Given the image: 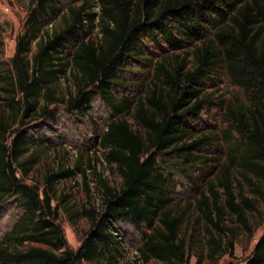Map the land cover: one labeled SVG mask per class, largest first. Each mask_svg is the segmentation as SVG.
<instances>
[{"label": "trees", "instance_id": "16d2710c", "mask_svg": "<svg viewBox=\"0 0 264 264\" xmlns=\"http://www.w3.org/2000/svg\"><path fill=\"white\" fill-rule=\"evenodd\" d=\"M58 3L59 0L34 1L25 32L17 40L12 69L2 77L6 82L4 91L9 95L8 106L17 104L16 110L27 118L37 112L43 96L50 103H63L64 99L53 97L52 86L69 69L78 88L75 97L71 94V105L85 108L90 96L86 91L92 89L119 116L111 120L101 136V147L107 164L117 168L122 184L114 190L104 183L105 211L91 217L92 229L79 249H70L59 223L60 204L53 206V201L56 184L70 179L74 172L62 168L49 172L34 186L24 183L22 179L36 163L34 156L22 159L31 141L17 130L18 135L9 143L7 135L12 124L0 113V136L4 141L0 142V197H18L24 210L3 237L0 258L6 264H84L100 258L115 259L120 241L114 222L121 221L141 231L143 244L139 253L145 261L187 264L188 247L180 235L183 219L170 207L167 179L158 157L201 144L202 141L190 145L185 142L190 135L181 116L200 109L205 102L201 83L212 80L213 72L224 70L236 78L235 84L255 93L247 110L230 108L229 114L240 131L248 135V154L242 165L264 181V0H98L101 37H92L88 30L86 24L94 19L93 14L85 13V5L71 8L67 27L45 37L43 27L51 14L60 12ZM206 25L215 27L211 37L200 35ZM159 32L173 48L190 44L193 50L175 68L159 62L156 79H162L165 90L161 95L153 92L147 101L150 106L144 99L136 106L127 100L117 101L112 87L125 84L121 73L126 71L127 59L137 60L141 55L139 43ZM82 35L85 38L81 40ZM194 39L199 45L194 46ZM34 43L37 50L29 59ZM69 43L76 45L70 57L63 55ZM190 56L193 69L187 70ZM17 95H21L20 101H16ZM48 108L43 116L51 114ZM220 186L225 188L228 208L243 220L230 185ZM211 193L212 198L204 194L200 208L221 230L214 215L221 220L225 213L213 183ZM13 240H29L31 245L27 251L11 252L3 245ZM211 244L220 246L215 237ZM252 264H264V235L256 246Z\"/></svg>", "mask_w": 264, "mask_h": 264}, {"label": "rangeland", "instance_id": "374dc122", "mask_svg": "<svg viewBox=\"0 0 264 264\" xmlns=\"http://www.w3.org/2000/svg\"><path fill=\"white\" fill-rule=\"evenodd\" d=\"M34 1L0 0V113L5 121L12 124L7 135L9 143L18 135L17 130L31 141L29 151L22 159L34 156L36 163L25 178L18 172L24 183L34 186L41 183L49 172H58L62 168L74 172L70 179L56 184L53 206L60 204L59 223L67 246L77 251L92 229L91 217L105 211L104 183L114 190L122 184L117 168L107 164L101 147V136L111 120L119 116L92 89L86 91L90 96L85 108L71 105V94L75 97L78 88L69 69L68 74L52 86L53 97L64 99L63 103H50L43 96L37 112L27 118L16 110L17 104L8 106L9 95L4 91L6 82L2 77L7 75L5 71L12 69L17 40L25 32ZM84 5L85 13L93 14L94 21L86 24L91 36L101 37L98 0H59L60 12L49 16L43 35L49 37L61 32L71 21V8L78 9ZM214 30V25H206L200 35L211 37ZM155 36L139 43L141 55L137 60L127 59L126 71L121 73L125 84L112 87L117 101L127 100L136 106L144 99L148 104L153 92L161 95L165 90L162 79H156L159 62L175 68L193 50L190 44L181 49L173 48L161 32ZM84 38V35L80 37L81 40ZM193 42L194 46L200 43L197 39ZM66 48L63 55L70 57L76 45L69 43ZM36 50L37 43H34L29 59ZM186 69H193L192 56L188 58ZM212 77V80L201 83L204 104L193 114L181 116L190 135L185 142L190 145L202 141L201 144L161 155L158 163L167 179V196L172 200L170 207L176 216L183 219L180 235L188 247L187 264H252L256 246L264 235V181L242 165L248 154V135L233 123L229 109L247 110L255 93L235 84L236 78L224 70L213 72ZM20 100L21 95H17L16 101ZM46 106L51 114L43 116ZM128 120L135 129L134 122L129 117ZM0 142H4L1 136ZM211 183L219 193V205L225 213L221 220L214 215L221 230L209 222L200 208L204 194L212 198ZM220 183L230 185L236 203L242 209L243 220L226 205L225 188ZM23 213L18 197H0V245ZM114 225L120 241L115 259L100 258L84 264H166L156 259L147 262L141 257L139 248L143 244V235L135 226L121 221H115ZM213 237L220 242L219 248L211 244ZM5 242L3 246H8L11 252L16 249L27 251L31 245L29 240L24 243L18 240ZM0 264L6 262L0 258Z\"/></svg>", "mask_w": 264, "mask_h": 264}]
</instances>
